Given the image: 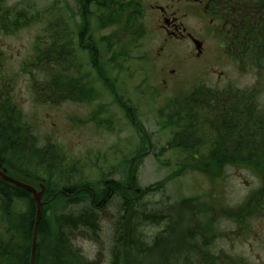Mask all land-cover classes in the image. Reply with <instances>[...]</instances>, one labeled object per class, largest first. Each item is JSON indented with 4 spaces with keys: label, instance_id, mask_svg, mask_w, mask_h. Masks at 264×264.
<instances>
[{
    "label": "rangeland",
    "instance_id": "374dc122",
    "mask_svg": "<svg viewBox=\"0 0 264 264\" xmlns=\"http://www.w3.org/2000/svg\"><path fill=\"white\" fill-rule=\"evenodd\" d=\"M76 1L78 0H3V4L5 8L13 9L15 13L25 16V19L49 13L53 8L51 14L61 17L62 22L66 23L64 26L68 27L69 23L74 26V21L79 20L75 15L79 9ZM70 17L75 20L72 21ZM43 25L45 24L35 23L11 35L0 33L4 76L15 81L13 87L15 100L20 106L24 121L39 139L40 145L56 144L60 156L65 160L64 169L82 174L83 167L90 168L88 172L85 171L91 173V180L85 181L86 185L60 180L63 168H49L43 162L39 163L40 171H43L44 166L45 177L52 181L56 180L54 183L59 184L58 187L48 190L44 201L43 210L48 233L47 237L43 235L46 239H42L41 243L40 253L43 254V258L39 261L40 264H49L48 257L52 255H48V251L58 241L65 244V247L62 259L55 261V264H151L144 256L151 247L148 245L151 242L154 248L165 246L168 243L165 237L179 228V221L169 223L164 215L169 212L170 218L176 220L169 208L181 199L214 196L218 205L226 208H236L244 203L246 199L243 197L247 195L252 180L249 173L240 168L229 169L219 182L211 181L202 174L183 173V176L161 185V188L153 190V193L146 191L149 188L157 189L156 185L162 184L175 174L172 171L174 154L162 151L172 140V136L169 135V130L161 132L156 124L158 113L163 109L162 102L180 92L185 93L186 86L200 77L196 65L187 63L180 71L179 82L169 84L167 88L162 84L160 68L167 64L168 60L178 56L180 50L167 48L159 56L156 38H146L143 49L140 47L133 49V46H130L128 61H122L124 72L118 74L120 70L118 66L119 70L115 71L116 73H110L111 77L117 79L120 95L126 97L122 99L131 101L138 121L143 127V134L146 133L147 138L150 137L153 147L137 161V188L145 191L141 194L137 193L135 188L131 190V186H122L119 181L126 174L125 157L129 159L135 148L146 149L148 145L144 146L140 138L144 135L139 133L136 135L133 127L112 103V96L102 95L101 101L97 102L106 105L102 120L106 121L107 125L103 126L90 122L89 113L97 103L91 105L66 103L59 106H40L33 103L32 94L35 92L30 88V77L21 70V67L23 65L25 68L29 67L35 51L41 48L37 47L36 43L41 36ZM149 26L152 28V25ZM92 27H95L94 23ZM148 31L150 34V30ZM181 50L184 54V50L182 48ZM78 58L84 60L85 56L79 55ZM107 60V56L101 60L105 66ZM145 64L147 70L143 69ZM227 81L238 86L255 85L256 88L263 89L259 102L264 107V77L260 76L258 71L247 75L233 71L232 78ZM31 152L36 155L35 160L40 159L35 149ZM27 153V150L23 152V164L13 166L25 175L29 174L26 169H29L32 162L31 158L24 162ZM168 163L171 166H168ZM98 168L102 170L95 171ZM99 176L105 177L101 178L105 189L101 188L102 183L97 181ZM106 185L110 187L107 188ZM114 190L117 194L114 192L112 195ZM107 191L108 193H105ZM24 199L31 198L28 196ZM95 199L99 200L98 210H94L96 230L94 232L66 230L62 234L61 218L63 220L64 217L78 215ZM191 206L189 204L185 207ZM256 216L249 222L247 218L242 227H238L237 223L230 219L217 217L214 226L216 230L212 232L218 234L217 242H214L212 247L216 253L214 256L226 255L233 260L243 259L250 264H264V209H260ZM186 221V230L188 227L196 228L197 223L191 220L190 216ZM49 225L51 230L54 229V233L50 231ZM132 253L136 256H132Z\"/></svg>",
    "mask_w": 264,
    "mask_h": 264
},
{
    "label": "trees",
    "instance_id": "16d2710c",
    "mask_svg": "<svg viewBox=\"0 0 264 264\" xmlns=\"http://www.w3.org/2000/svg\"><path fill=\"white\" fill-rule=\"evenodd\" d=\"M76 2L79 9L75 15L79 17V22L74 26L69 23V26L66 27L64 26L66 23L62 22L61 17L55 16L54 13L51 14L53 8L49 13L45 12L33 19H25V16H21L18 12L15 13L13 9L5 8L3 0H0V33L11 35L32 24L42 25L44 23L41 37L36 43V46H41V48L35 51L29 62V67H26L25 70L36 72L37 76L43 77L45 80L43 84L46 83L47 90L54 97L77 101L91 100L95 96V90L91 87L92 82H87L89 69L92 68L96 77L106 81V88L119 101L114 89V81L110 78L109 73L118 68L117 64L120 61L128 58L130 46L137 48L140 45L139 39L145 29L142 22L143 5L141 0H78ZM70 19L75 20L72 17ZM92 23L95 24L94 28ZM108 29H111L112 32L103 36L98 35L99 32ZM79 55H84L85 59H79ZM104 56L108 57L106 66L101 61ZM2 64L0 56V69ZM34 86L38 88L41 83L35 82ZM67 88L73 89L72 96ZM12 94V91L6 90L4 87L2 89L0 85V170L5 169L4 173L8 176L31 185H36L39 182L44 183L48 192V190L58 187L59 184L58 182L54 183L56 180L52 181L45 177L44 166L42 167L43 171H40L38 166L43 162L49 168H53L56 155L36 148L35 139L24 126L22 112ZM210 99V95L205 92L182 93L173 99L174 104L167 105L159 111V118L162 120L159 125L162 129L170 128L173 134L167 148L185 150V152L175 157V162L182 165V169L175 171V174H172L162 184L156 185L157 189L149 188L146 190L147 192L153 193V190L160 189L161 185L173 181L183 173L202 174L210 178L211 181L218 182L226 175L224 166L245 163L244 155L234 154L231 161V156L223 152L229 148L241 149L244 143V132L240 133L239 138L236 135L232 137L230 134H224L223 137L219 135L218 138H212L210 133L201 132L199 134L197 128V124L201 122L199 109L204 106L199 101L204 100L205 106L209 107ZM130 107L126 106L125 109L133 116ZM140 132L143 134L141 128ZM140 138L146 146L144 138ZM248 138L251 137L247 136ZM256 139L260 140L259 137ZM203 146L208 147L209 154L202 155L200 153ZM33 149L40 155V159L35 160L36 155L31 152ZM141 149L145 148L139 147V153ZM26 150L28 153L24 157V162H27L29 158L32 159L29 169H26V172L29 173L27 175L18 171L16 167L13 168L14 164H23V152ZM139 158L140 156H138ZM250 159L255 160L256 156H250ZM209 165H211V169H208ZM185 166L190 167L189 172L183 170ZM129 167L130 164L126 163L128 174L126 172L123 179L119 181L122 186H130L134 182V178L129 176L132 175L131 173L135 174L136 169L131 170L130 168L129 172ZM115 193L117 194V192ZM140 193L144 194L145 191ZM28 196L25 191L0 181V197L4 198H0V264H30L35 208L31 199H24ZM98 202L99 200L95 199L76 216L64 217L63 220L61 218L62 234L66 230L94 232L97 223L94 210H98ZM188 203V201L182 202L177 207L188 206ZM74 206L77 207V205ZM199 208L205 209L204 204H200ZM77 209L80 208L77 207ZM259 209L260 207L246 202L236 208H227L226 212L230 214L238 227H242L244 221L249 218L246 214L250 213V217L253 218ZM181 215L182 213L179 212V219ZM168 218L169 223L174 221L170 216ZM202 218L205 219L206 216H202ZM148 220L150 221V219ZM206 221L209 222V219ZM203 224H205L204 221L201 224L202 227ZM181 225L182 223L173 234L165 237L169 244L179 242L177 235ZM47 226L43 210L37 230L35 264H40L39 261L43 258L40 251L42 239H46L43 235L47 237ZM52 230L50 229L54 233V229ZM64 247L65 244L59 241L57 244L55 243L48 251V255H52V257H48L49 264H55V261L62 259ZM144 255L146 256V254ZM239 260L241 259H235V261Z\"/></svg>",
    "mask_w": 264,
    "mask_h": 264
},
{
    "label": "flooded vegetation",
    "instance_id": "af4514ba",
    "mask_svg": "<svg viewBox=\"0 0 264 264\" xmlns=\"http://www.w3.org/2000/svg\"><path fill=\"white\" fill-rule=\"evenodd\" d=\"M141 2L142 22L145 27L143 38H156L159 56L167 48L180 50L178 56L171 58L160 68L162 84L167 88L169 84L179 82L180 71L185 63L196 65L200 77L196 83L188 84L187 88L190 91L208 93L211 97L209 107L205 106L204 100L199 101L204 104L200 109L198 107L201 119L197 124L199 134L210 133L212 138L230 134L239 138L240 133L244 132L241 149L229 148L223 152L231 156V161L234 154H242L245 156V163L226 165L223 169L240 168L249 173L252 183L243 199H264V107L259 102L263 89L256 88L255 85L238 86L227 81L232 78L233 71L241 75L258 71V74L264 77V0ZM149 25H152V28ZM67 91L73 95V89L67 88ZM102 109L103 106L100 105L98 109L93 108L90 111L91 123L97 126L105 125L99 121L102 119ZM128 117L131 120L130 125L135 129L134 116L129 112ZM247 136L251 138L247 139ZM257 137L260 140H257ZM47 148L48 146L42 150ZM200 153L209 154L208 147H201ZM250 156H256V159L251 160ZM178 168L182 169V166L178 164ZM208 169H211V165ZM183 170L189 171L190 167L185 166ZM129 177L133 178L132 175ZM130 186L132 190L134 182ZM207 200L205 209L199 208L195 199L185 200L191 207H177L178 203H181L179 201L169 208L176 218L174 221L180 220L179 224L187 223L186 218L189 220L190 216L197 226L193 229L188 227V230L184 227V230L179 231L177 238L181 243H167L161 248H154L150 242L148 246L151 247L146 252V256L151 257L150 260L146 259L149 263L234 264L233 259L226 255V258L214 256L216 253L212 247L213 243L217 242L218 234L212 232L216 230L214 226L218 215L221 219L227 213H223L224 216L218 213L216 199L211 197ZM179 212L182 213L180 219ZM164 216L169 220L170 213ZM202 216H206L203 227ZM206 219H209V222ZM224 219L233 221L231 216ZM132 256L136 255L132 253Z\"/></svg>",
    "mask_w": 264,
    "mask_h": 264
},
{
    "label": "water",
    "instance_id": "95a60500",
    "mask_svg": "<svg viewBox=\"0 0 264 264\" xmlns=\"http://www.w3.org/2000/svg\"><path fill=\"white\" fill-rule=\"evenodd\" d=\"M0 181L7 182L11 184L14 187L20 188L27 193L30 194L33 203L35 204L36 207V222H35V227H34V243L32 245V260L30 264H34V257H35V238H36V231H37V226L39 224V221L41 219V208L43 205L42 202V197L45 193V187L43 185H39V190L35 189L34 187L18 182L15 179H12L8 177L6 174H4L2 171H0Z\"/></svg>",
    "mask_w": 264,
    "mask_h": 264
},
{
    "label": "bare ground",
    "instance_id": "6f19581e",
    "mask_svg": "<svg viewBox=\"0 0 264 264\" xmlns=\"http://www.w3.org/2000/svg\"><path fill=\"white\" fill-rule=\"evenodd\" d=\"M1 170H3V169H1ZM3 171H4V170H3ZM11 186H12V185H11ZM12 187H14V186H12ZM14 188H17V187H14ZM17 189H20V188H17ZM20 190H22V189H20ZM23 191H24V190H23ZM137 193H139V192H137ZM28 195H29V194H28ZM29 196H30V195H29ZM30 198H31V196H30ZM31 199H32V198H31ZM43 207H44V203H43L42 208H41V219H42ZM34 208H35V217H36V207H35V204H34ZM41 219H40V221H41ZM40 221H39V224H40ZM35 222H36V219H34V225H33L32 245H33V243H34V238H33V236H34ZM39 224H38V226H37V230H38ZM32 245H31V258H30V263H31V260H32ZM36 247H37V231H36V238H35V256H36ZM34 264H35V257H34Z\"/></svg>",
    "mask_w": 264,
    "mask_h": 264
}]
</instances>
